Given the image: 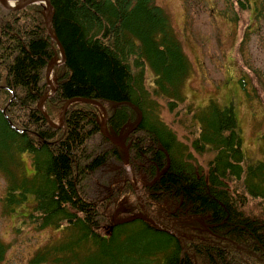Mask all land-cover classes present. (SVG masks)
<instances>
[{
  "label": "trees",
  "instance_id": "obj_1",
  "mask_svg": "<svg viewBox=\"0 0 264 264\" xmlns=\"http://www.w3.org/2000/svg\"><path fill=\"white\" fill-rule=\"evenodd\" d=\"M49 1L66 62L54 70L57 89L45 112L56 122L69 100L98 102L115 136L140 118L131 150L140 194L111 171V192L88 197V182L103 167L123 162L124 154L101 136L93 105L75 103L63 127L49 126L37 109L55 56L43 7L7 12L0 6L4 204L14 212L34 199L26 223L61 233L32 263L264 264V164L245 158L232 109L212 104L186 110L191 117L179 110L187 103L190 65L165 11L155 0ZM95 135L101 147L93 144ZM123 197L172 234L136 222L102 236L109 211ZM6 253L0 241V264Z\"/></svg>",
  "mask_w": 264,
  "mask_h": 264
},
{
  "label": "rangeland",
  "instance_id": "obj_2",
  "mask_svg": "<svg viewBox=\"0 0 264 264\" xmlns=\"http://www.w3.org/2000/svg\"><path fill=\"white\" fill-rule=\"evenodd\" d=\"M260 1L261 13L256 17L254 7H248L246 0H155L169 17L190 65L191 74L184 86L187 103L184 110H179L189 114L187 111H194L209 100L222 107L232 106L241 128L246 159L264 164V0ZM237 76L245 81L246 91L235 84ZM54 77L53 74L51 82ZM101 141L99 135L94 136L96 148L102 146ZM131 159L134 160L133 154L128 155L127 161L124 157V162L100 169L86 186L88 197L106 196L111 169L122 180H131ZM24 161L27 171L32 173L30 159L24 157ZM6 188L0 174V241L7 247L1 264H33L37 252L56 241L61 233L37 230L23 222L20 216L32 209V199L29 202L33 204L27 205L26 211L10 213L3 202Z\"/></svg>",
  "mask_w": 264,
  "mask_h": 264
},
{
  "label": "water",
  "instance_id": "obj_3",
  "mask_svg": "<svg viewBox=\"0 0 264 264\" xmlns=\"http://www.w3.org/2000/svg\"><path fill=\"white\" fill-rule=\"evenodd\" d=\"M45 3V5L43 4ZM0 4L2 7H4L5 9L9 10V11H18V10H21V9H24L25 7L27 6H30V5H37V4H41V5H44L45 7V12H46V18H45V25H46V28H47V31H48V34L49 36L51 37L53 43H56L59 50H60V53H61V63H58V56H55V58L53 59V61L48 65L47 67V70H46V82L47 84H50L49 83V74L51 73V71L57 66V65H60V64H64L66 62V55H65V50L64 48L62 47V45L60 44L59 40L56 38L55 34L53 33V30H52V27H53V17H54V8L52 6V4L50 3L49 0H23L22 2H20L18 5L16 6H8L7 5V0H0ZM51 89H52V94L50 96H47V95H44L41 102L38 104V109L41 111V113L45 116V118L48 120L49 122V125L52 127V128H58V126H56L53 122H51L48 118V116L45 114V112L43 111L42 107H43V104L45 103V101L47 100V98L49 97H52L53 94L55 93V88L54 86H51ZM77 102H80V103H85V104H91V105H94V106H97L99 108L102 109L103 113H104V119L101 123V132L102 134L107 138L109 139L115 146H118L120 148H122L123 150L127 151L126 148L124 147V145L120 144L119 142L123 141L122 139H114L112 138L108 132H107V128H106V118H107V112L106 110L101 106V104H99L98 102H95V101H92V100H85V99H72V100H69L67 101V103L65 104L64 108H63V112L61 114V126L63 125L64 123V117L67 113V110L69 108L70 105H72L73 103H77ZM130 133V132H129ZM135 220H142V221H145V222H148L150 223L152 226H154L155 228L159 229L151 220H149L147 218L146 215H142V214H136L134 216H131L125 220H123L122 222L118 223V224H126V223H130V222H133Z\"/></svg>",
  "mask_w": 264,
  "mask_h": 264
},
{
  "label": "bare ground",
  "instance_id": "obj_4",
  "mask_svg": "<svg viewBox=\"0 0 264 264\" xmlns=\"http://www.w3.org/2000/svg\"><path fill=\"white\" fill-rule=\"evenodd\" d=\"M9 6H13V5H16V3L15 2H13V1H8V3H7Z\"/></svg>",
  "mask_w": 264,
  "mask_h": 264
},
{
  "label": "flooded vegetation",
  "instance_id": "obj_5",
  "mask_svg": "<svg viewBox=\"0 0 264 264\" xmlns=\"http://www.w3.org/2000/svg\"><path fill=\"white\" fill-rule=\"evenodd\" d=\"M128 140H129V139H128ZM128 140H127V141H128ZM128 143H129V148L132 149V147H133V146H132V142H129V141H128Z\"/></svg>",
  "mask_w": 264,
  "mask_h": 264
}]
</instances>
